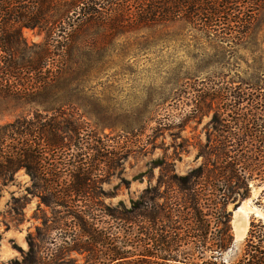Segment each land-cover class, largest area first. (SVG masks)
Returning <instances> with one entry per match:
<instances>
[{"label":"trees","instance_id":"trees-1","mask_svg":"<svg viewBox=\"0 0 264 264\" xmlns=\"http://www.w3.org/2000/svg\"><path fill=\"white\" fill-rule=\"evenodd\" d=\"M131 1L0 0V95L51 93L68 69L66 62L78 35L92 26L114 34L127 27L183 19L211 34L221 32L222 40L240 41L264 7V0H138L134 5ZM23 28L43 34V40L28 43ZM84 43L91 44L88 39ZM228 83L210 82L186 91L193 117L210 114L211 132L198 146L195 158L201 162L178 178L177 190L167 186L159 192L158 187L148 186L128 205L118 201L99 213L96 207L86 211V205L66 204L70 197L88 202L92 180L101 174V166L107 171L118 167L111 157L113 149L110 157L101 154L98 136L80 115L73 118L64 108H56L50 116L34 111L0 125V185L23 169L41 202L66 209L69 221L85 238L82 243L65 241L61 256L40 254L28 238L24 264H69L70 253L78 251L90 254L87 264L125 261L132 256L129 244H113L108 238L115 233L92 228V221L101 216L147 223L150 229L144 235L164 253L160 258L179 264H199V260L201 264H264L260 220L250 221L241 247L231 259L221 257L232 244L228 204L248 198L252 187H261L260 197L264 196V77L252 84L243 82L246 89L254 88L251 91L228 87ZM154 166L164 173L174 172L164 160H157ZM158 222L167 224L164 231L154 228ZM182 245L192 252H179L176 247ZM139 255L142 259L155 257L148 250Z\"/></svg>","mask_w":264,"mask_h":264},{"label":"rangeland","instance_id":"rangeland-1","mask_svg":"<svg viewBox=\"0 0 264 264\" xmlns=\"http://www.w3.org/2000/svg\"><path fill=\"white\" fill-rule=\"evenodd\" d=\"M135 3L138 0L130 2ZM106 31L105 27L92 26L86 34L78 35L72 57L66 62L68 69L51 93L0 95V125L34 111L50 116L56 108H64L73 118L80 115L95 131L101 154L110 157L113 149L111 157L118 167L107 171L100 163L103 170L92 180V199L66 200L71 207L86 205V211L96 207L97 213L118 201L128 205L148 186L158 187L159 192L167 186L168 190H177L178 178L201 162L195 156L211 132L210 114L193 117L186 91L216 81L251 91L254 88L246 89L244 83L252 84L256 78L264 77V7L258 10L249 32L240 41L222 40L221 32L211 34L183 19L127 27L114 34ZM21 32L28 43L43 40V34L36 30L23 28ZM87 39L91 42L88 46L84 45ZM157 160L173 166L174 172L164 173L155 167ZM31 184L30 176L20 169L11 181L0 185V264H24L28 238L43 255L53 252L61 256L65 241L84 242L66 209L53 203L46 206ZM261 189L252 187L248 198L236 205L228 204L232 244L221 254L223 259H231L241 247L250 221L260 220L264 225ZM92 223L97 231L115 233L108 238L111 243L129 244L132 256L120 264H179L160 258L164 253L144 235L150 229L145 222L128 223L101 216ZM165 224L158 222L154 228L164 231ZM176 249L192 252L183 245ZM142 250L153 252L155 257L142 259ZM171 252H176L175 248ZM69 256V264H87L90 254L78 251ZM197 263L201 264L200 260Z\"/></svg>","mask_w":264,"mask_h":264},{"label":"bare ground","instance_id":"bare-ground-1","mask_svg":"<svg viewBox=\"0 0 264 264\" xmlns=\"http://www.w3.org/2000/svg\"><path fill=\"white\" fill-rule=\"evenodd\" d=\"M239 210H240V209H239ZM236 214H237V212H236ZM241 217H242V216H241ZM238 223H239V222H238ZM236 224H237V223H236ZM245 224H246V223H245ZM241 225H242V224H241ZM243 227H244V226H243ZM240 228H241V227H240ZM236 230L239 231V229H236ZM234 231H235V230H234ZM238 231H236V232H238ZM241 231H242V230H241ZM241 231H239V232H241ZM245 231H246V230H245ZM243 232H244V231H243ZM241 234H242V233H241ZM234 236H235V237H240V235H239L238 233H237V234L235 233Z\"/></svg>","mask_w":264,"mask_h":264}]
</instances>
